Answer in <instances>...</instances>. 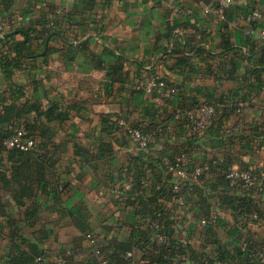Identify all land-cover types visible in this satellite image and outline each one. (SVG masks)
Wrapping results in <instances>:
<instances>
[{
    "label": "crops",
    "instance_id": "0c3cea01",
    "mask_svg": "<svg viewBox=\"0 0 264 264\" xmlns=\"http://www.w3.org/2000/svg\"><path fill=\"white\" fill-rule=\"evenodd\" d=\"M213 4L0 0L5 34L15 32L20 43L30 32L35 53L12 77L0 69V105L39 108L33 121L38 141L45 144L40 151L51 158L43 182H34V195L20 197L11 175L15 164L0 150V171L12 181L4 188L0 181V200L7 204L0 209V261L31 253L32 244L46 255L45 264H89L92 245L86 234L92 232L111 254L116 245L131 246L127 264H153L151 248L139 244L144 241L138 232L160 207L174 228L173 238L193 250L183 264H254L239 249L244 240L264 243V190H230L224 173L228 166L264 167V40L259 34L264 0H234L225 18L207 10ZM255 8L263 19L255 34L246 35V17ZM51 21L58 35L44 44ZM144 68L182 86L184 96L196 103L225 110L226 121L240 125L237 140L211 132L193 136L173 114L182 102L178 97L152 105L139 86ZM237 101L242 113L235 111ZM54 104L67 114L65 120L46 117ZM140 127L150 137L144 149L131 134ZM102 141L112 142L110 151L101 148ZM180 150L191 154L194 165L207 167L183 207L171 194L176 177L164 162ZM34 205L37 218L28 222L25 214ZM252 212L259 219H250ZM213 214L219 216L216 223H202Z\"/></svg>",
    "mask_w": 264,
    "mask_h": 264
},
{
    "label": "trees",
    "instance_id": "16d2710c",
    "mask_svg": "<svg viewBox=\"0 0 264 264\" xmlns=\"http://www.w3.org/2000/svg\"><path fill=\"white\" fill-rule=\"evenodd\" d=\"M29 38L27 42H20L17 43L14 40L13 36L4 38L0 40V69L8 75V77H12L15 73L16 67L23 64L24 60L26 58H33L34 52L30 49L29 43L31 41V34L28 32ZM55 35H58L57 29L54 27L48 28V31L46 32L44 36V44L47 42L48 39H51ZM148 69V68H144ZM151 73L154 72V68L149 69ZM142 76V75H141ZM169 79V78H168ZM170 80V79H169ZM179 101L182 102L178 105H175L173 107V114L177 117V109L180 108L182 111H187L194 109L195 107L199 106L201 103H196L192 98L185 97L184 94H180L178 96ZM149 102L154 106H160L158 104H155L148 98ZM169 102V101H168ZM176 102V101H175ZM39 111V108L35 105L30 104H24L21 108H19L16 105H0V150H6L8 151V159L10 162H12L14 165L12 169V177L14 178L15 182L19 185V196L25 197L26 195L28 197H31L34 195L35 187L34 182L40 181V183L43 182L45 177L47 176V167L45 164H51L49 163L50 154L48 152L41 153L40 148L45 149V144L42 141H38V134H37V125L33 121V114L34 112L37 113ZM41 114V113H38ZM45 115L50 120H65L66 115L64 112L59 111V106L57 104H54L53 106L49 107V109L45 112ZM217 119L216 122L212 124V126L209 128L207 132L213 133L214 136L220 137L222 139H225V136L222 134V127L226 121V112L225 110H221L220 108H217ZM182 120V123L187 128V117L186 114L179 118ZM108 118H104V123H108ZM9 125L14 126H24L27 130V137L33 138L36 141V145L29 150H21L19 148H12L7 149L3 143V141L9 137L12 134V129L9 128ZM143 133H145L147 130H144L142 127L139 128ZM189 131V130H188ZM193 136L197 137L196 134L191 133ZM42 137H44V133H42ZM104 140V138H102ZM107 146L108 150L110 151L112 148V142H104L101 143V148ZM180 151H186V150H180ZM178 151V152H180ZM178 152H176L174 155L170 156V158H173ZM189 153L188 151H186ZM190 154V153H189ZM191 155V154H190ZM48 158V160H47ZM141 156H136L134 159L139 160ZM47 160V161H46ZM192 166H196L193 163V160L191 158ZM0 164H3L0 159ZM231 167L228 166L225 170ZM207 172V169L205 173ZM204 173V175H205ZM203 175V176H204ZM34 176H36L37 179H34ZM202 176V178H203ZM201 178V179H202ZM23 180V182H22ZM0 181L3 182L2 187H10L11 185V178L8 176L7 172L5 170L0 171ZM224 181L226 185L228 186V180L226 179L225 173H224ZM28 182H31L29 184ZM52 188V187H51ZM173 188V187H172ZM54 189V188H52ZM55 190V189H54ZM190 189L186 190L189 191ZM171 194L175 196V193L171 191ZM18 203L24 204L25 202L23 199L19 198ZM7 206L6 203H2L0 200V209L5 208ZM38 209L37 206L34 205L25 214V219L28 222H31L33 219L37 218ZM152 218L159 217L160 223L162 225V230L168 235V244H161L158 245L155 242V231L149 230L147 228V224L145 225V228L140 229L138 232V235L140 236L139 240H143V243H139L140 245L145 244L147 248H151V254H150V260L153 264H160V263H166L171 264L175 258H178L180 261V264H183V260L185 258H188V254L193 251L191 249V246L189 244H184L182 242H179L173 238V232L174 228L171 226V223L169 219L166 217V214L164 210L160 207L155 209L153 212H151ZM88 234H93L92 232H88ZM98 246L101 248V250L106 254L108 257L110 264L113 262L116 264H127L128 258L127 253L132 250L131 246H120L116 245L114 246L115 251L114 253H110L109 249L107 247H102L99 239H98ZM160 249V250H159ZM159 250V252H157ZM44 253L38 249L36 245L31 244V253L22 252L19 255H16L14 257H11L7 260L0 261V264H33L35 259L43 255ZM45 255V254H44ZM93 260L91 258L90 262ZM89 262V264H90Z\"/></svg>",
    "mask_w": 264,
    "mask_h": 264
},
{
    "label": "built area",
    "instance_id": "2783aa9c",
    "mask_svg": "<svg viewBox=\"0 0 264 264\" xmlns=\"http://www.w3.org/2000/svg\"><path fill=\"white\" fill-rule=\"evenodd\" d=\"M214 4L207 7L208 11H214L222 18H225V9L234 3V0H212ZM177 11H181L177 9ZM263 19V13L258 9H252L246 20L250 24L245 30L246 35H253L257 32L256 25ZM55 22H49L46 27H54ZM6 22L0 19V39L5 34ZM261 38L264 40V29L259 31ZM44 40V37L41 41ZM140 88L145 92L148 98L158 105H163L168 101L176 100V98L183 93L182 86L172 82L167 77L159 73H151L149 68L144 69L139 81ZM243 103L237 101L235 103V111L242 113ZM177 118H181L186 114L187 127L190 133L201 135L209 130L213 123L216 122L217 107L208 102H202L194 109L182 111L178 108ZM12 129V134L7 137L3 143L7 149L19 148L21 150L32 149L36 145V141L33 138L27 137V130L24 126L9 125ZM240 131V125L238 123H228L225 121L222 127V134L225 138H231L237 140V135ZM131 134L139 148H147L150 143V137L148 134L143 133L140 129H132ZM167 170L176 177V181L173 185V192L175 193L174 199L176 203L183 207L187 204L188 189L191 185L200 181L204 175L207 167L206 165L192 166L191 155L186 151L178 152L173 158L166 157L164 159ZM226 179L228 180V187L235 192H246L254 188L258 190H264V167L258 170H250L239 166H231L225 172ZM118 194H121L119 188L116 189ZM218 215L213 214L210 217L202 220L203 224L216 223L218 221ZM250 219H259L257 212L250 213ZM149 230L155 231V242L158 245L168 244V235L162 230L159 217L152 218L148 224ZM245 226H240L241 230H244ZM87 238L92 245V258L90 264H110V261L106 254L98 246V238L94 234H88ZM160 250V249H159ZM157 250V252H159ZM239 252L242 256L254 264H264V243L259 240H244L240 244ZM46 255L38 256L33 264H45ZM171 264H180L178 258H175Z\"/></svg>",
    "mask_w": 264,
    "mask_h": 264
},
{
    "label": "water",
    "instance_id": "95a60500",
    "mask_svg": "<svg viewBox=\"0 0 264 264\" xmlns=\"http://www.w3.org/2000/svg\"><path fill=\"white\" fill-rule=\"evenodd\" d=\"M14 34H15V32H10V33L4 34V36L0 40L4 39L6 37L12 36Z\"/></svg>",
    "mask_w": 264,
    "mask_h": 264
}]
</instances>
